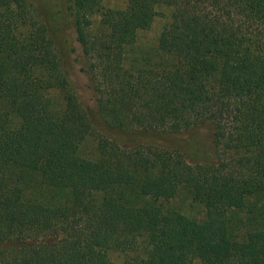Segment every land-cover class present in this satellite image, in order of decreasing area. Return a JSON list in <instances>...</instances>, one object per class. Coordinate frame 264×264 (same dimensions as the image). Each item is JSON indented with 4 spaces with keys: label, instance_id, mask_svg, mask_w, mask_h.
Segmentation results:
<instances>
[{
    "label": "trees",
    "instance_id": "obj_1",
    "mask_svg": "<svg viewBox=\"0 0 264 264\" xmlns=\"http://www.w3.org/2000/svg\"><path fill=\"white\" fill-rule=\"evenodd\" d=\"M67 13L107 128L207 124L214 157L99 134L56 33L0 0V264H264V0H68ZM181 194L201 219L170 204Z\"/></svg>",
    "mask_w": 264,
    "mask_h": 264
},
{
    "label": "rangeland",
    "instance_id": "obj_2",
    "mask_svg": "<svg viewBox=\"0 0 264 264\" xmlns=\"http://www.w3.org/2000/svg\"><path fill=\"white\" fill-rule=\"evenodd\" d=\"M36 16L56 33L54 46L60 58L61 66L75 92L82 110L87 115L92 127L102 136L115 140L123 147H130L137 143L148 142L155 145L176 149L181 152L188 162L213 159L214 152L211 143L212 129L207 124L193 126L177 133L160 131H144L137 128L113 130L107 128L98 116L96 106L87 91V77L80 71L81 53L74 40L73 31L69 22L67 5L68 0H23ZM107 8L120 9L125 0H102ZM167 17V12L159 13L149 28L138 34V42L142 47L154 46L161 25ZM96 137H88L82 146V155L91 158L94 154ZM170 204L180 208L189 217L201 219L204 215L202 206L191 202L185 195H178ZM112 261L118 260L117 254H110Z\"/></svg>",
    "mask_w": 264,
    "mask_h": 264
}]
</instances>
